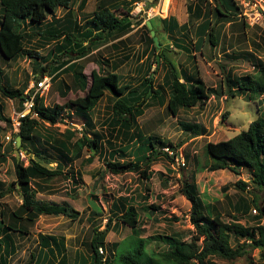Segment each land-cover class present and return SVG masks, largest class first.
<instances>
[{"label":"rangeland","instance_id":"obj_1","mask_svg":"<svg viewBox=\"0 0 264 264\" xmlns=\"http://www.w3.org/2000/svg\"><path fill=\"white\" fill-rule=\"evenodd\" d=\"M99 1L89 0L84 12L89 16H93L100 5ZM112 1H105L104 5L116 7V4H118L119 7L125 6L126 9L131 8L133 10L131 18L136 27L145 24L148 20H153L152 28L155 33L157 32L156 37H158L159 43L163 45L162 52H160V54L163 53V57L159 60L157 58L158 64L154 65L149 76L154 78V89L159 90L166 100L170 95V90L166 86V88L163 87V79L166 74L164 66L161 65L163 60L167 68H169L168 63H172L179 75L181 71H186L189 76L200 77L205 81L206 86L216 91L215 93L218 95H212L210 101L203 107L184 108L177 117L170 116L166 105L161 104L157 98L148 100L151 102V108L147 109L144 116H141L138 120V130L141 132L142 137L135 140L136 142L133 144L124 143L125 134L121 133L122 131L118 132L117 128L109 126L113 115L112 108L115 103L114 95L109 93L99 102L95 110L90 112L89 125L84 122L87 117L82 119L72 106L66 109L62 119L55 126L47 122H40L38 148L53 163L48 167L55 169L58 162H63L64 170L68 172L70 164H72L74 173H80L82 177L79 178L77 192H74L75 186L69 180H65L63 176L37 180V183L44 188L42 191L39 190L40 193L37 195V199L48 203L68 204L80 212L81 215L76 221L63 217L43 216L34 225L29 226L25 223V226H28H26L28 235L24 234L22 238L17 239L18 252L10 264L29 263L31 256L38 253L39 235L64 237L68 245L67 255L72 264L74 250L79 248L82 254L89 255L85 248L88 249L92 241L94 228L96 227L99 231L105 230L109 220H111V227L103 251L104 257L114 259V264H120L117 261L118 254L133 251L139 240L146 242L145 249L148 255H151V252L160 253L170 250L171 248L167 243L168 239L175 238L176 241L181 243L192 242L191 240L195 235V228L190 219L192 205L184 196L179 194V180L197 185V192L202 202L215 206L219 212L216 213V216H219L225 224L232 222L233 218L238 216L240 223L244 226H264V219L258 222L257 219L253 218L255 216L259 217L260 214L259 209L252 203V200L255 201L256 199L252 190L253 187L249 185L250 189L246 188L244 192L236 187L239 181L246 184L251 182L248 171L242 170L239 175H236L229 170L211 172L198 169L199 166L204 167L206 165L205 146L208 143L227 141L242 131H246L249 125L259 116H264V94L255 101H248L239 95L232 97L228 93L229 88L225 80L228 75L242 79L248 75L258 76L260 74L259 64H264V0H235L241 8V13L234 21L222 23L221 27L223 26V29L221 30L218 47L212 48L207 44L201 51H196L193 47L196 40L194 31L196 26L201 24L206 17L202 20L201 18L194 19V28L190 29L189 26H184L188 32L187 35L182 33L178 29L184 25L181 17L183 14L178 8L181 0H171V5L166 13L160 11L163 0H158L157 3L155 0H140L136 3L134 0ZM201 1L182 0L181 5L188 6L192 4L196 11L195 6L199 4L198 6L202 8L204 14L205 12L210 14L209 3ZM80 2L81 0H76L73 5V11L77 16L83 14L78 9ZM147 2H149V5ZM211 6L214 7V4L212 3ZM66 12L62 9L57 10L54 17L62 18ZM170 13H172V16H170ZM115 14L120 17L124 16L123 8L116 11ZM55 18H53V15H49L47 22H51ZM90 18L87 20H90ZM188 19L186 18V22ZM213 20L215 22L216 18L213 17ZM174 21L179 24L178 27H172ZM30 30L37 29L30 28ZM119 33H121L120 30L115 34L118 35ZM182 34L186 35L187 38L185 39ZM144 36L147 41L148 33L145 28L141 27L137 35L128 39L130 47H127L130 51L127 54H132L134 50L137 52L142 51V38ZM175 41L186 45L190 53L178 49L175 46ZM40 42V38L36 37L27 43L26 48L37 50L41 57L46 58L43 63L29 56H22L20 59L8 63L0 61V70L3 72L1 83L3 85L23 88L25 93L31 84L30 82L39 80L42 69L48 66L47 62H51V59H48L49 51L55 46L53 43H44L43 45ZM60 43L64 46L62 52L70 45L64 41ZM103 46L99 47L101 48V50L98 49L100 52L96 50L97 53L87 61L89 65L86 74L89 81H91L92 71L99 69L95 60L96 57L99 54L104 58L106 57L107 50L103 49ZM95 49L97 47H93V50ZM154 56L155 53L153 52L150 59ZM192 56H196V58L193 59ZM132 64L134 66V63ZM51 65L54 68L57 66L55 64ZM105 69L109 70L106 67ZM128 69L129 66L116 70L123 77L125 83L131 82L132 79ZM144 73L145 69L140 74L142 78ZM46 75L53 76L49 73ZM63 80L67 85L73 87L72 92L67 97H63L60 92V82ZM139 83L138 81L134 85V82H132L134 86L139 85ZM151 95L150 89L147 96ZM84 96L85 93L75 89L71 74H64L60 79L52 80L50 91L44 95L43 102L44 106L53 112L57 106L68 104V102ZM0 103L5 108L6 116L12 120L15 119V112L19 110L20 102L5 98L0 91ZM187 124L199 127H193L191 131H187L183 128ZM79 128H82V131ZM66 130L77 131L78 133H76L75 140L73 139L70 142L72 144L77 138L82 137V132L84 136L86 135L91 140H94L97 134L101 137L98 151L94 153L84 151L81 163L72 160L70 155L62 149V142H67ZM135 131L136 129L132 127L129 135L132 132L135 133ZM12 133L13 130L9 124H0L1 151L3 154H7L6 163L0 165V183L5 184L3 187L0 186V191L4 190L6 192L16 180L13 161L16 154L12 152L10 146ZM14 134L16 133L14 132ZM149 138H152L157 152H160V156L149 170L153 173L151 181L146 182L135 173H124L117 176L109 173L106 162L110 153H116V160L120 162H144L145 158L151 153ZM161 142L165 146L161 145ZM169 143L172 144V149L178 150L179 157L184 156L186 167L178 168L175 160H173L175 163L172 164L167 159L162 149L168 148ZM162 153L165 155H162ZM92 155L95 156L94 162L88 163L87 160L84 163L82 162L83 159H87ZM119 155L123 156V160ZM28 158L25 152L21 153L20 161L24 162L25 165L28 164ZM165 180H169L166 186H164ZM32 183V187H35L36 183ZM131 197L135 200V205L140 206L138 208L141 230L139 238H135L132 235V229L120 222L114 227L118 217L125 214L126 208L124 209L121 200ZM143 197L144 199H142ZM146 198L147 201H145ZM258 199V202L264 206V193L258 194ZM241 201L251 205L250 213L242 214L234 211V205ZM0 203L3 204L2 208L8 207L20 211L22 200L19 194L13 191V193L1 199ZM144 206H155L159 209L144 212L142 210ZM212 217H215V214ZM201 243L202 238L199 240V244ZM248 250H250L248 255L234 262L213 258L212 264H264V249L263 251L260 249L253 251L251 248Z\"/></svg>","mask_w":264,"mask_h":264},{"label":"trees","instance_id":"obj_2","mask_svg":"<svg viewBox=\"0 0 264 264\" xmlns=\"http://www.w3.org/2000/svg\"><path fill=\"white\" fill-rule=\"evenodd\" d=\"M75 1L0 0V61L8 63L16 61L22 56H29L43 63L46 58L41 57L37 50L26 48L27 43L39 37L43 45L44 43H53L55 45L48 55V59H51V62H47L48 66L42 69L40 77H45L47 73L52 75L57 73L53 77V80H55L60 79L64 74H71L75 89L85 93L84 97H79L74 101L68 102V104L57 106L53 112L44 106L43 97L37 96L33 111L38 115V118L31 119L27 117L23 119L19 132L16 134L13 132L12 134L10 145L12 152L17 149L16 139L21 137L20 153L25 152L29 158L28 164L25 165L24 162H18L17 158L13 157L16 180L9 186L7 192L4 190L0 191V200L4 199L6 195L13 193V191L17 192L22 200L20 211H15L8 207L2 208L3 204L0 203V264H10L13 257L17 254V239L22 238L24 234L28 235V226L26 225V227L25 223L29 226L34 225L43 216L64 217L76 221L81 215L80 212L68 204L48 203L37 199L38 191L44 189L37 183V180L63 176L65 180H69L75 186L74 192H77L76 188L79 186V178L82 177V174L74 173L72 164H70L68 172L64 170L63 162H58L55 169L48 167L53 163L38 148L40 122H47L55 126L62 119L66 109L72 106L82 119L87 117L84 122L89 125L90 112H93L99 102L109 93L115 97V103L112 108L113 115L109 126L117 128L118 132L122 131L121 133L125 134L124 143L133 144L136 142L135 140H139L142 137L141 132L138 130V120L141 116H144L147 109L151 108V102L148 100L157 98L161 104L166 105L170 116L177 117L182 108L203 107L210 101L212 95H218L215 93L216 91L208 88L205 81L200 77L189 76L186 71H181L179 75L175 66L172 63H168L169 68H167L164 60L161 64L167 72L164 86L170 90L167 100L159 90L154 89V78L149 76V73L152 72V67L149 68V72L143 81L141 80L139 85L134 86L123 82V77L115 73L114 67L112 71L106 72L105 67L110 64L109 61H106V59L97 60L99 69L92 71L91 81H89L88 76H85L84 73L86 63H82L81 59L90 55L93 47L107 43L108 35L110 37L118 30L121 32L123 30L126 31L133 10L123 7L124 16L120 17L115 14L116 11L121 9L118 4H116V7H112L100 2L92 18L82 25L78 22V18L73 11ZM137 1L140 0H134L135 3ZM157 1L155 0L156 3ZM202 1L209 3L210 14L206 12L204 14L202 8L198 6L199 4L195 6L196 11L192 4L188 6L181 5L182 0L178 6L179 10L183 12L181 17L184 25L186 27L189 26L190 29L195 26L194 19L201 18L202 20L206 17L201 24L196 26L194 31L196 41L193 47L196 51H201L207 44L212 48L218 47L221 30L223 29V26L221 27L222 23L234 21L241 13V8L235 0ZM87 2L88 0H81L79 11L86 9ZM212 3L214 7L211 6ZM170 5L171 0H163L160 8L161 13H166ZM60 9L66 10V14L62 18H55V12ZM186 14L189 18L187 20L188 23L186 22ZM49 15H53V18H55L51 22H47ZM170 16H172V13H170ZM213 17L216 18L215 22ZM151 23L153 25V20H151ZM177 25L179 24L174 21L172 27H178ZM30 28L37 30L32 31ZM42 28L46 29L41 31L40 29ZM143 28L148 33L147 42L154 49L153 65L158 64L157 58L160 56V59H162L163 53L160 54V51L157 50L147 26L144 25ZM63 41L68 42L70 45L62 52L64 46L60 42ZM86 42L88 43L87 46L84 45ZM160 45L162 48L163 45ZM175 46L184 52L190 53L187 46H182L177 41ZM192 58L195 59L196 56H192ZM51 64L57 65L56 68ZM259 70L260 74L258 76L248 75L242 79L228 75L225 79L229 88L228 93L232 97L243 96L248 101L258 100L264 94V64H259ZM2 74L3 72L0 70V91L5 98L20 102V108L17 110L20 113L23 110V104L29 96L25 95V89L23 88L3 85L1 83ZM60 84L61 95L67 97L72 92L73 87L67 85L64 80ZM150 89L152 95L147 96ZM4 110L3 104L0 103V124H9L13 130L12 119L6 116ZM132 127L136 131L129 135ZM193 127L199 126L188 124L183 126L187 131H191ZM76 133L77 131L66 130L65 137L67 142H62V149L70 155L72 160L81 163L84 151H92L93 153L98 151L101 137L96 134L95 139L91 140L86 135L84 136L82 132V137L77 138L72 144L70 142L73 139L75 140ZM70 139L71 141H69ZM149 142L151 153L145 158L144 162H120L116 160V153H110L106 162L109 173L116 176L124 173H135L142 180L151 181L153 173L149 170H151L152 165L160 156V152H157L152 138H149ZM161 145L165 146L162 142ZM169 146L172 148L171 143H169ZM1 150L2 146L0 145V165L7 161V154H3ZM173 150L176 151V149ZM162 155L165 154L162 153ZM205 155L207 159L206 165L198 167L201 171L229 170L236 175H239L242 170L249 172L251 182L246 184L239 181L236 187L242 192L249 188V185L253 187L252 190L256 199L255 201L252 200V203L260 212L259 217L255 216L253 218L257 219L258 222L264 219V206L258 202V194L264 193V116H259L249 125L246 131H242L227 141L208 143L205 146ZM165 156L173 163L172 158L168 157V155ZM120 157L123 160V156L121 155ZM85 160L88 163H92L95 160V156L92 155L87 159H83L82 162L84 163ZM32 182H35L38 188L36 186L32 187ZM168 183L169 180H165L164 186L168 185ZM178 183L180 184L179 194L184 196L192 205L190 219L195 228L192 242L181 243L176 241L175 238L168 239L167 243L171 248L170 250L160 253L151 252V255H148L145 249L146 242L139 240L133 251L117 255V261L120 264H212L213 258L234 262L248 255L249 248L253 251L256 249L263 251L264 226H244L240 223L238 216L234 217L232 222L225 224L219 216H216V213L219 212L215 206L202 202L197 192V185L181 180ZM0 186L3 187L5 184L0 183ZM17 186L19 187L17 188ZM147 200L146 198L145 201ZM121 201L124 209L126 208L125 214L118 217L114 227L120 222L132 229V235L135 238H139L141 236L139 227L140 213L138 212L140 206L135 205V200L132 197ZM156 209H159V207H142L144 212H151ZM233 209L235 212L248 214L251 212V205L241 201L235 204ZM213 214H215V217H212ZM210 218H212L211 221H209ZM110 224L111 220L108 221L107 228L103 231H99L96 227L94 228L93 238L89 247L85 244L92 255L91 261H84L83 264H114V259H109L99 253V248L105 245L107 234L111 227ZM201 238L202 243L199 244ZM38 239V254L37 256L33 255L27 264H57L54 260L57 256L61 257L58 264H69L68 257L65 255L67 254V246L64 237L39 235ZM77 257H82L80 261L84 258L80 254ZM75 264H82V262L76 261Z\"/></svg>","mask_w":264,"mask_h":264},{"label":"crops","instance_id":"obj_3","mask_svg":"<svg viewBox=\"0 0 264 264\" xmlns=\"http://www.w3.org/2000/svg\"><path fill=\"white\" fill-rule=\"evenodd\" d=\"M105 1H111V2H113L112 0H100L98 3L100 4V2H102V3H104ZM131 2V1H130ZM129 2V3H130ZM149 2H147V4H148ZM89 4V0H88V2H87V5ZM86 5V6H87ZM125 8V6H121V8ZM186 9H187V7H186ZM85 11V9L83 10V11H81V13H83L82 15H80V16H77L76 15V17L78 18L77 20H78V22L80 23V24H82V25H84L85 23H87L85 20H87V19H89L90 17L92 18V16H89V14H87V13H85L84 12ZM181 13H183L182 11H181ZM90 18V19H91ZM186 18H188V15L186 14ZM147 22V21H146ZM145 22V23H146ZM134 23L135 22H133V20H132V18H130V22L128 23V25H127V27H126V31H122L121 33H119L118 35H116L115 33H114V35H110V36H113V37H109V35H108V42L107 43H102V44H100V45H98V46H96L97 47V49H95V50H92V53L90 54V55H87V57H85L84 59H81L82 61V63H86V66H85V71H84V73H85V76H87V74H86V70H87V66L89 65V64H87V61H88V59H90L91 58V56H93L95 53H97V51H99V50H101V48H99V47H101V46H103L102 48L103 49H106L107 50V54H106V57L104 58L103 56H101L100 54L96 57V61L97 60H105L106 59V61H109V65L108 66H106V68H109V70H106L105 69V71H112L113 70V67H114V69L115 70H119V69H121V68H126L127 66H129V69H128V73H130V76H132V79H131V82H126V83H130V84H132V82H134V85H135V83H137L138 81L141 83V80L143 81V79L147 76V74H148V72H149V68L150 67H152V70H153V68H154V65H153V59L154 58H152V59H150V56L152 55V53L154 52V49H153V46H150L149 45V42H147L146 41V39H145V36L142 38L143 39V49H142V51L141 52H137V51H133L132 52V54H130V53H128L127 54V52H129L130 51V49L128 48V47H130V45L128 44L129 43V38H132V37H134L135 35H137V33L140 31V29H141V27L143 28L144 27V25L145 24H141L139 27H136L135 25H134ZM188 23V22H187ZM188 25V24H187ZM185 25H183V26H181L180 28H178V29H180V31L182 32V33H184V34H186L188 31H186L185 29V27H184ZM184 34H182V36L183 37H187L186 35H184ZM192 34V33H191ZM141 35H142V33H141ZM194 36H195V32H194ZM196 41V40H195ZM175 43H176V41H175ZM179 43V42H178ZM180 45H184V44H182L181 42L179 43ZM84 45L85 46H87L88 45V43L86 42V43H84ZM128 46V47H127ZM184 46H186V45H184ZM99 49V50H98ZM97 50V51H96ZM100 52V51H99ZM135 60V61H134ZM132 63H134V66H133V64ZM136 63H138L137 65H136ZM127 64V65H126ZM126 65V66H125ZM156 65V64H155ZM56 68V67H55ZM143 69H145V73H144V76H143V78L140 76V74L143 72ZM114 72V71H113ZM115 73H117V74H119L118 72H115ZM167 73V72H166ZM57 73H55L54 75H53V77L56 75ZM120 75V74H119ZM166 75V74H165ZM164 79H165V76H164ZM164 79H163V81H164ZM139 83V84H140ZM164 83H165V81H164ZM163 87H165L164 86V84H163ZM181 110H184V108H182ZM36 190H38V189H36ZM40 193V191H38V194ZM37 194V195H38ZM39 200H41V199H39ZM41 201H44V200H41ZM64 218V217H63ZM54 236H56V235H54ZM58 237H61V236H58ZM66 246H67V254H68V245H67V242H66ZM39 250V249H38ZM85 250L87 251V252H89V250L87 249V248H85ZM38 254V253H37ZM67 254H65L67 257H68V255ZM78 254H80V255H82V256H84V258L80 261V259L82 258H79V257H77V255ZM73 255V261H72V264H75L76 263V261H78V262H82V264L84 263V261L86 262V261H88L89 260V262L91 261V254H90V252H89V255H87V254H85V253H83L82 254V252L79 250V248H76L75 250H74V253L72 254ZM33 256V255H32ZM31 256V257H32ZM35 256H37V255H35ZM78 258V259H77ZM55 261H56V263L58 264V262L61 260V257H59V256H57V258L56 259H54ZM68 261H69V264H71V261H70V259H69V257H68Z\"/></svg>","mask_w":264,"mask_h":264},{"label":"built area","instance_id":"obj_4","mask_svg":"<svg viewBox=\"0 0 264 264\" xmlns=\"http://www.w3.org/2000/svg\"><path fill=\"white\" fill-rule=\"evenodd\" d=\"M51 88V78L43 77L40 78L39 81L31 82L29 88L25 92V95L29 96V98L23 104V110L20 113L15 114V119L12 120V127L13 132L18 133L21 127L22 120L29 117L34 119L38 118V115L33 111L35 105V98L37 96L43 97L46 95ZM82 131V128H79ZM13 134V133H12ZM163 151L165 152L168 157L175 160L176 165L178 168L186 167L185 158L183 155L179 157L178 150H173L170 146L168 148H164ZM173 162L172 164H174ZM100 254H104L102 248L99 249Z\"/></svg>","mask_w":264,"mask_h":264},{"label":"water","instance_id":"obj_5","mask_svg":"<svg viewBox=\"0 0 264 264\" xmlns=\"http://www.w3.org/2000/svg\"><path fill=\"white\" fill-rule=\"evenodd\" d=\"M149 5V3H148ZM147 26V28L151 31V37L154 38V42H155V45H156V48L158 51L162 52V48H161V45L159 43V40H158V37H156V33L155 31L153 30V25L151 23L150 20H148L145 24ZM160 57H158V60H159ZM16 145H17V149L15 150V154H16V158L18 160V162L20 161V150H21V145H22V138L21 137H18L16 139ZM19 187V186H18Z\"/></svg>","mask_w":264,"mask_h":264},{"label":"clouds","instance_id":"obj_6","mask_svg":"<svg viewBox=\"0 0 264 264\" xmlns=\"http://www.w3.org/2000/svg\"><path fill=\"white\" fill-rule=\"evenodd\" d=\"M150 21H151V20H150ZM145 24H146V23H145ZM150 32H151V31H150ZM45 77L51 78V84H52L53 76L49 77V76L46 75ZM40 78H43V77H40ZM40 78H39V80H40ZM39 80H37V81H39ZM33 81H35V80H33ZM33 81H32V82H33ZM30 83H31V82H30ZM49 91H50V90H49ZM43 97H44V96H43ZM16 113H18V112H15V114H16ZM29 117H30V116H29ZM31 119H32V118H31ZM34 119H37V118H34ZM20 155H21V154H20ZM186 165H187V164H186ZM99 249H100V248H99ZM102 249H103V247H102ZM99 253H100V252H99ZM101 255H102V254H101ZM103 256H104V254H103Z\"/></svg>","mask_w":264,"mask_h":264}]
</instances>
